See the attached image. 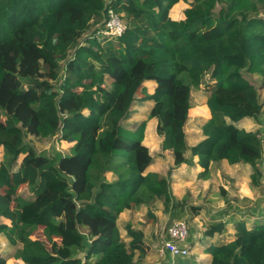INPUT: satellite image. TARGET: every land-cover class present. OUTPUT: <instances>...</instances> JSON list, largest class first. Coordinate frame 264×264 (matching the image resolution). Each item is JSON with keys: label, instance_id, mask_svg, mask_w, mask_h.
<instances>
[{"label": "trees", "instance_id": "1", "mask_svg": "<svg viewBox=\"0 0 264 264\" xmlns=\"http://www.w3.org/2000/svg\"><path fill=\"white\" fill-rule=\"evenodd\" d=\"M179 1L188 7L173 19ZM109 9L124 30L98 38ZM243 69L264 74V0H0V217L9 221L0 223V234L17 247L14 258L135 264L143 232L126 223V242L119 214L142 204L153 218L150 206L159 200L170 221L181 217L170 170L145 171L152 157L142 143L144 124H122L137 100L152 101L147 117L155 118L160 149L171 152L174 166L195 157L199 177L207 178L212 162L247 163L256 184L264 166V102ZM147 80L156 84L151 93L142 85ZM191 88L206 89L210 117L189 146L183 128ZM244 118L257 129L232 124ZM28 135L71 145L67 153L36 152ZM23 182L32 198L18 194ZM227 222L234 238L205 248L209 264H264V225L248 229L232 216L209 223L204 235L222 232ZM37 228L48 246L30 238ZM186 256L170 264H184Z\"/></svg>", "mask_w": 264, "mask_h": 264}, {"label": "crops", "instance_id": "2", "mask_svg": "<svg viewBox=\"0 0 264 264\" xmlns=\"http://www.w3.org/2000/svg\"><path fill=\"white\" fill-rule=\"evenodd\" d=\"M182 17L183 13L182 16L177 19ZM148 83L153 86L150 92L147 91V93H151L156 84L153 80H147L143 82V87L146 88V84ZM139 94L142 95L140 90ZM137 96H139L138 93ZM205 100L204 107L206 111L204 113H196V115H203L202 123L210 117ZM145 102H148L149 104V112L153 103L152 101ZM192 108L189 110V114L191 113ZM123 123L124 120L122 124ZM155 123V118H150L147 128L143 133L142 143L148 148L149 154L152 157V160L146 167L145 171H155L165 175L166 172L170 170L169 180L172 193L176 199L181 201L180 210L182 214L180 216H189V213L191 212V218H193L192 226L188 225L187 245L189 247V252L191 249L194 255L192 257H184V264H209L211 261V255L205 252V248L209 245L228 242L234 238L235 234L231 222H227L222 232L206 236L203 232L209 223L225 221L230 217L235 216L244 219L246 228L248 229L264 225V166L261 171L262 176L256 184H251V173L253 170L249 164L241 162L230 164L225 159L210 164L209 176L207 178L199 177L202 168L195 162V157L193 158L194 163L192 165L180 164L174 166L171 152L169 150L161 151L159 146L160 137L154 130ZM125 127L128 128L127 126ZM128 129L133 130L134 128ZM198 132L199 138L193 142H189L188 132L185 131V140L189 146L195 144L202 138L200 126ZM65 143L70 147L71 143ZM106 177L111 180L114 178V175L106 173ZM249 186H251V188ZM255 188L261 189L262 195L260 198L253 197L251 192L255 191ZM221 189L223 190L221 191ZM231 194L236 196V201L235 199L230 198L229 195ZM218 197L221 199L219 200L221 203L213 201ZM242 197L247 204L242 203V200L238 199ZM198 198H201L200 203L198 205L192 204L196 207V209H192L190 203L197 202ZM144 209L146 212L147 207L141 204L136 208L126 209L121 212L116 220L119 234L126 242L130 240L126 235L125 229L124 235L122 234L123 228L119 226L121 222L130 223L133 228H139L142 230V247L144 252L143 254L137 252L138 260L135 259V264H146L144 261L146 262L147 258H149L148 256H155L154 254L164 259L162 264H170L172 261H175V257H171L168 252H165L163 255H160L158 252V247L162 238L159 239L157 248H155L156 242L149 243L148 240L156 239L157 236L161 235V232L166 236V228L172 220L170 221L169 215L163 211V205L159 200H156L150 206L153 218L149 217L147 218L148 220H146L143 216ZM194 227H197L198 229H195ZM142 258L144 261H142Z\"/></svg>", "mask_w": 264, "mask_h": 264}, {"label": "rangeland", "instance_id": "3", "mask_svg": "<svg viewBox=\"0 0 264 264\" xmlns=\"http://www.w3.org/2000/svg\"><path fill=\"white\" fill-rule=\"evenodd\" d=\"M188 7V4L185 2H179L176 3L175 5L172 6L169 12V16L177 19L180 16H182L183 10ZM241 76L248 81L256 90L258 99L264 102V74H260L257 71H248L247 69H243L240 71ZM207 86L208 83L205 82L204 86ZM153 88L152 84H146L145 91L150 92V90ZM206 89H199V88H191V102L193 104V108L191 110V113L189 114L188 120H186V124L184 125V132H188V141L193 142L199 138V132L198 128L200 124L203 121V115L199 114L196 115V113H204L206 111L204 107V100L206 97ZM138 97H141V94H139L138 91ZM148 107L149 104L148 102L145 101H135L134 104L131 107L132 112L129 114L128 118L124 120V125L127 126L128 128H136L140 123L144 124V130L147 128V124L149 123V119L147 117L148 114ZM236 127H242L247 130H254L258 127V125L252 120L251 118L249 119H244L240 120L238 122L232 123ZM144 133V132H143ZM26 143L33 147L36 152H47L49 154H52L53 152L57 151L60 153H67L68 151V145L65 142H60L56 141L54 137L52 138H47V139H39L34 136L28 135L25 139ZM26 153H21L18 155L15 165L13 166L14 169H17L20 164L22 163V160L24 159ZM150 155V154H149ZM3 156V150L0 148V161ZM151 156V155H150ZM251 188V186H249ZM252 190V189H251ZM253 197L260 198L262 195V191L259 188H255V191L251 192ZM18 194L24 198H32V194L27 188L26 182H23L19 185L18 188ZM230 198L235 199L236 201V196L235 195H229ZM229 198V199H230ZM200 199L198 198L197 202L193 203L191 202L190 204L198 205L200 203ZM239 200L241 199L242 203H245V199L238 198ZM221 200L219 197L213 201L220 202ZM221 203V202H220ZM247 204V203H245ZM225 206V205H224ZM153 207V206H152ZM194 206L192 205L191 208ZM155 208V207H154ZM152 208V209H154ZM147 210V209H146ZM145 209H144V217L146 220H148L145 216ZM180 219H183L187 222L188 225L192 226L193 218H191V212L189 213V216H182ZM9 223L7 220H4L3 218H0V223ZM126 222H121L120 227L123 228L122 234L124 235V226ZM195 229H198L197 227H194ZM164 236V233L161 232L160 236H157L156 239H150L148 240L149 243L153 242L155 244V248L158 247V241L160 238ZM30 238H37L45 243L46 246H48V243L42 233V228H37L32 232L30 235ZM16 246H11L7 243L5 237L0 234V256L4 257L6 259V264H24L21 260L14 258V253L16 250ZM137 252H135V259L138 260V255ZM143 254V253H142ZM155 256H148L146 264H162L163 263V258L158 257L156 254ZM194 253L190 249V252L187 254L186 257H192ZM138 262V261H136Z\"/></svg>", "mask_w": 264, "mask_h": 264}, {"label": "built area", "instance_id": "4", "mask_svg": "<svg viewBox=\"0 0 264 264\" xmlns=\"http://www.w3.org/2000/svg\"><path fill=\"white\" fill-rule=\"evenodd\" d=\"M124 22L119 14L109 9L105 21L93 35L98 38L111 39L115 38L124 30ZM188 224L183 219H174L166 228V236L162 237L158 252L163 255L168 252L171 257L185 256L189 253L187 245Z\"/></svg>", "mask_w": 264, "mask_h": 264}]
</instances>
